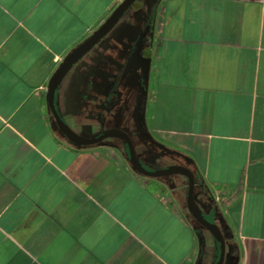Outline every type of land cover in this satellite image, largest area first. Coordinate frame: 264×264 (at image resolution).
I'll list each match as a JSON object with an SVG mask.
<instances>
[{"label": "crops", "instance_id": "0c3cea01", "mask_svg": "<svg viewBox=\"0 0 264 264\" xmlns=\"http://www.w3.org/2000/svg\"><path fill=\"white\" fill-rule=\"evenodd\" d=\"M120 1L0 0V264L216 262L186 176L136 172L117 137L74 144L49 110ZM54 104L82 136L125 131L148 170L190 168L222 264H264V0H135Z\"/></svg>", "mask_w": 264, "mask_h": 264}, {"label": "water", "instance_id": "95a60500", "mask_svg": "<svg viewBox=\"0 0 264 264\" xmlns=\"http://www.w3.org/2000/svg\"><path fill=\"white\" fill-rule=\"evenodd\" d=\"M135 0H121L116 7L107 15V17L92 32L79 42L68 54L63 58L58 68L52 75L47 86V104L52 114L54 122L61 132L70 142L77 145H89L101 141L107 137H117L124 141L127 148V157L131 167L138 173L146 176H161L166 174H182L187 178L186 190V208L190 216L209 233L218 242V255L215 264H222L225 254V241L220 227L204 217L200 207L196 203L193 195L194 191V175L190 168L183 164H170L160 169L148 170L138 159L133 143L129 135L119 128H108L96 136L85 137L70 128L58 113L54 104L55 89L67 74L70 68L76 64L88 51H90L119 21L126 10L134 3ZM148 70V58L142 57L140 71L143 76Z\"/></svg>", "mask_w": 264, "mask_h": 264}, {"label": "flooded vegetation", "instance_id": "af4514ba", "mask_svg": "<svg viewBox=\"0 0 264 264\" xmlns=\"http://www.w3.org/2000/svg\"><path fill=\"white\" fill-rule=\"evenodd\" d=\"M141 64V63H140ZM140 73H141V71H140ZM142 75V74H141ZM143 76V75H142ZM103 140V139H102Z\"/></svg>", "mask_w": 264, "mask_h": 264}, {"label": "rangeland", "instance_id": "374dc122", "mask_svg": "<svg viewBox=\"0 0 264 264\" xmlns=\"http://www.w3.org/2000/svg\"><path fill=\"white\" fill-rule=\"evenodd\" d=\"M130 8V7H129Z\"/></svg>", "mask_w": 264, "mask_h": 264}]
</instances>
